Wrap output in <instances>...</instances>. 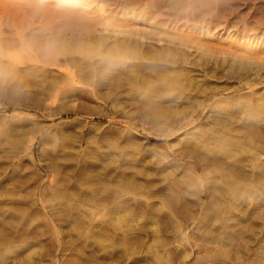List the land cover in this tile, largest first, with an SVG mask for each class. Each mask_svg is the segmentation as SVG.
Here are the masks:
<instances>
[{"label": "rangeland", "instance_id": "rangeland-1", "mask_svg": "<svg viewBox=\"0 0 264 264\" xmlns=\"http://www.w3.org/2000/svg\"><path fill=\"white\" fill-rule=\"evenodd\" d=\"M72 1L98 28L74 63L0 53V264H264V0L170 24Z\"/></svg>", "mask_w": 264, "mask_h": 264}, {"label": "bare ground", "instance_id": "bare-ground-1", "mask_svg": "<svg viewBox=\"0 0 264 264\" xmlns=\"http://www.w3.org/2000/svg\"><path fill=\"white\" fill-rule=\"evenodd\" d=\"M31 1L29 0H0V3L5 4V5L4 4L0 5L1 13L3 12L4 15H6V17H9V19L12 15L14 16L17 15L20 10H29L32 12L33 10H35V12H37L36 14H38V17L40 16V18L41 17L44 18L45 15L42 16L43 14H47L46 17L50 16L48 19H45L46 18L45 17L44 18L45 21L42 20V22H45L43 25H38L37 27L36 26L34 27L32 26L33 20L27 21V18H26L25 21L24 19L23 20L20 19L17 21L16 19V17L18 16L17 15L16 17H12L11 18L12 20L10 19L12 22L16 23L14 29L10 28L9 26H8L9 29L6 28L7 25L5 23L3 24L4 20L2 21L1 19H3V17H1L0 26L2 28L0 27L1 28L0 33L2 34V36L0 37V53H2V55L4 56H7L8 59H10V61L16 62L19 64L24 63L28 60H34L35 62L43 61L49 64H59V65L65 64L67 60L71 61L72 55L74 52L82 53L81 46L76 44L74 41L79 37L84 38L86 32L87 33L91 32V34H93L94 31L95 30L97 31L98 28L92 25L85 28V25L82 22V15L76 12V7L74 6L75 2L73 1L69 2V0H68L69 3L63 2V0H58L56 2H53L50 0H31ZM91 1H97L98 9L100 10L113 11V12H123V11L125 12L127 10H131V11L138 10L141 12H145L148 16H151L154 18H161V19H164L165 21H169V24H170L176 21L177 16H176L175 10H177L180 6L191 5L192 7L191 12L187 13L186 16L189 17L188 19L190 18L192 19L194 17V20L196 19L200 20L198 16L194 14V10L195 11L199 10L200 15H203L204 11L206 10L215 11L216 9L219 8V10L221 11H219L218 13H214V14L216 16H222L223 14H226L224 13L225 10L231 9L232 5L237 0H106L105 5L100 4V0H91ZM20 17H25V16L22 15ZM260 17L261 16L259 14V18ZM262 20H264V17H261L260 21H257V22H262ZM223 21L225 22V20H219V22H223ZM203 26L204 24L200 21L199 25L197 26L194 25V29H197V28L202 29ZM142 31L143 32L138 31L141 37H149L154 40H166V41H169V44L171 43V45H174V46L177 44L184 45L186 47L194 46L190 40H187L188 38L185 39L182 36L175 34V33H168L161 29H156V30L145 29ZM6 32L12 34L13 36L15 34L16 35L15 41L17 43H14L12 41L9 42L8 41L9 39H7V37L3 35ZM68 39L72 40L73 43L72 41H70L71 44L70 43L68 44L67 43ZM39 41H41L42 43L39 44L38 43ZM54 45L56 46V48L53 47ZM16 46L19 47L18 51H20V53L17 50H16L17 52L15 51V52L10 53L11 51H9L8 48L9 47L14 48ZM60 51H61V55L62 53L64 54V56L62 55L63 57L62 56L58 57ZM169 51L165 50L164 51L165 55H167L166 54L167 52L169 55L170 54ZM72 62L74 63L73 59H72ZM79 63L81 65V62ZM79 63L75 62V66L78 67V69L80 70V66L78 65ZM67 64H65L64 66L67 67ZM110 64H112V62ZM69 69L70 68H66V71H68V74L71 77H73V72H72L73 70L72 68L70 70ZM66 71H65V74H66ZM75 76L76 74L74 75V77Z\"/></svg>", "mask_w": 264, "mask_h": 264}]
</instances>
